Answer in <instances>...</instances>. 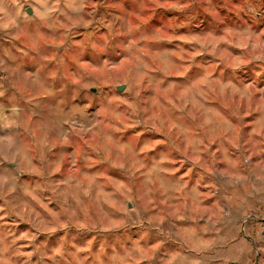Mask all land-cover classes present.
Here are the masks:
<instances>
[{
	"label": "clouds",
	"instance_id": "obj_1",
	"mask_svg": "<svg viewBox=\"0 0 264 264\" xmlns=\"http://www.w3.org/2000/svg\"><path fill=\"white\" fill-rule=\"evenodd\" d=\"M0 264H264V0H0Z\"/></svg>",
	"mask_w": 264,
	"mask_h": 264
}]
</instances>
